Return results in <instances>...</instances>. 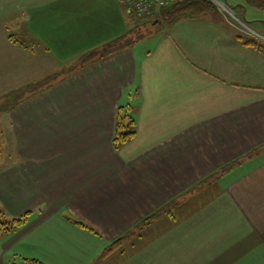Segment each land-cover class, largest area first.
I'll return each instance as SVG.
<instances>
[{
	"label": "crops",
	"instance_id": "obj_1",
	"mask_svg": "<svg viewBox=\"0 0 264 264\" xmlns=\"http://www.w3.org/2000/svg\"><path fill=\"white\" fill-rule=\"evenodd\" d=\"M228 19L141 38L120 0H0V104L23 93L0 111V207L28 214L0 264H264V49L239 38L264 34Z\"/></svg>",
	"mask_w": 264,
	"mask_h": 264
},
{
	"label": "trees",
	"instance_id": "obj_2",
	"mask_svg": "<svg viewBox=\"0 0 264 264\" xmlns=\"http://www.w3.org/2000/svg\"><path fill=\"white\" fill-rule=\"evenodd\" d=\"M247 1L256 7L264 8V0H247ZM120 3L122 4L124 8V12L126 13V6L121 2V0ZM219 11L220 10L218 6L212 0H176L174 4L163 8L153 18H149V19L134 18L129 16L127 13L126 15L136 20H139L140 22L142 21L143 23H147V21H149L151 25L149 34L151 33L154 34L158 32L161 28L169 27L182 18H197L207 13H213V12L218 13ZM149 34L148 32L143 33L141 34V38ZM239 38L242 39L249 46L264 49V44L262 42L260 43L255 39H251L250 37L247 36L245 37L243 35L240 36ZM10 39L17 40L15 36H10ZM22 97H23V93H17L12 95L11 99L8 102L0 104V111H6L7 108H9V106L10 109L14 108L15 105L19 103V99H21ZM133 111H134L133 108L127 105L120 106L117 110L115 131L113 137V143L117 149L127 144L136 136L137 121ZM238 163L239 161H236L225 166L223 168V171L230 170ZM159 214L160 213L157 212L155 214H152L151 216H147L145 219H143L141 225L143 226L145 224H148L152 219L156 218ZM5 218L6 215L0 207V235L2 234L6 235L7 233L15 232L21 226L25 225L28 220V214H25L20 218H13L11 220H7ZM72 220L76 224L90 229L85 223L73 218ZM126 238H128V235L121 236L115 241H113L104 250L103 256L109 255L114 251L118 250L122 246ZM24 261L27 264L30 263L44 264L43 262L37 259L24 258Z\"/></svg>",
	"mask_w": 264,
	"mask_h": 264
},
{
	"label": "rangeland",
	"instance_id": "obj_3",
	"mask_svg": "<svg viewBox=\"0 0 264 264\" xmlns=\"http://www.w3.org/2000/svg\"><path fill=\"white\" fill-rule=\"evenodd\" d=\"M219 8V12L227 16L230 23L237 26L239 31L244 32H252L259 33L261 36L264 34V8H259L247 0H212ZM239 1H245L247 5L244 6V11L239 9H234V4L239 3ZM232 18V19H231ZM141 23H143L141 21ZM147 24V25H146ZM142 27L139 29V33H147L149 34L150 30V22L147 21ZM46 79V78H45ZM52 78L46 79V81H50ZM3 135L0 133V150L3 151ZM1 163V160H0ZM7 219V215L6 218Z\"/></svg>",
	"mask_w": 264,
	"mask_h": 264
},
{
	"label": "built area",
	"instance_id": "obj_4",
	"mask_svg": "<svg viewBox=\"0 0 264 264\" xmlns=\"http://www.w3.org/2000/svg\"><path fill=\"white\" fill-rule=\"evenodd\" d=\"M176 0H121L126 13L134 18H153L163 8L171 6Z\"/></svg>",
	"mask_w": 264,
	"mask_h": 264
}]
</instances>
